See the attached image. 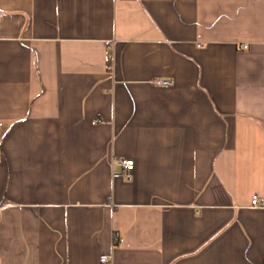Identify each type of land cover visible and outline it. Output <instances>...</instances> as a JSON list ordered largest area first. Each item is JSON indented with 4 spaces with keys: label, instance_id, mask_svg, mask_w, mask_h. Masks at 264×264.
I'll return each mask as SVG.
<instances>
[{
    "label": "crops",
    "instance_id": "1",
    "mask_svg": "<svg viewBox=\"0 0 264 264\" xmlns=\"http://www.w3.org/2000/svg\"><path fill=\"white\" fill-rule=\"evenodd\" d=\"M0 135V264H262L264 0H0Z\"/></svg>",
    "mask_w": 264,
    "mask_h": 264
},
{
    "label": "built area",
    "instance_id": "2",
    "mask_svg": "<svg viewBox=\"0 0 264 264\" xmlns=\"http://www.w3.org/2000/svg\"><path fill=\"white\" fill-rule=\"evenodd\" d=\"M246 47V46H244ZM111 59H112V54L111 53H108L107 54V60L109 63H111ZM109 68H110V65H109ZM159 85H162V86H167L169 85L171 82L170 81H167V80H160L157 82ZM0 144H1V135H0ZM119 165L121 166L122 168V174L123 176L126 178V179H130L131 178V171L133 170V166H134V163H133V160L132 159H125V160H122ZM251 206L253 207H259V198L258 196L255 194V195H252V198H251ZM120 241V238L118 235L114 234L113 235V245H116L117 242ZM99 264H114V261H113V257L111 254H102L100 255L99 257ZM264 264V260H263V263Z\"/></svg>",
    "mask_w": 264,
    "mask_h": 264
}]
</instances>
